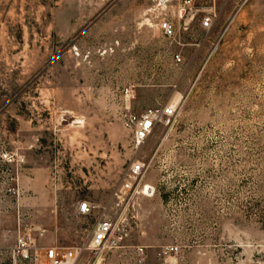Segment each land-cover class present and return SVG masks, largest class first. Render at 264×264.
<instances>
[{
	"label": "rangeland",
	"instance_id": "374dc122",
	"mask_svg": "<svg viewBox=\"0 0 264 264\" xmlns=\"http://www.w3.org/2000/svg\"><path fill=\"white\" fill-rule=\"evenodd\" d=\"M151 4L0 0V154L14 158H0V264L17 222L66 247L102 209L122 246L72 264H264V0H195L181 17ZM166 104L134 146L124 115ZM80 200L90 213L74 212Z\"/></svg>",
	"mask_w": 264,
	"mask_h": 264
},
{
	"label": "built area",
	"instance_id": "2783aa9c",
	"mask_svg": "<svg viewBox=\"0 0 264 264\" xmlns=\"http://www.w3.org/2000/svg\"><path fill=\"white\" fill-rule=\"evenodd\" d=\"M151 1L150 10L172 7L178 16L181 17L183 13H191L195 0ZM211 19V15L206 13L201 16L200 24L202 26H209ZM157 24L163 36L169 37L174 35V25L169 17L160 16ZM173 59L179 61L181 59L180 53L174 52ZM173 111L174 107L171 104H166L161 107L160 111L154 108H147L139 114H125L123 122L131 130V143L134 146L140 145L157 119L160 116H170L173 114ZM0 158L3 161L9 162L14 160L8 152L1 153ZM143 169L144 164L141 161L135 160L129 164L126 176L114 194L118 203L123 199L124 192L131 189L133 182ZM7 190L13 192L14 188L8 187ZM76 209L78 214L85 215L92 211L93 205L87 200H80L76 203ZM121 220L125 221L126 217L122 216ZM20 228L21 231H19ZM125 234L121 229H117L116 221L105 209H102L93 221L88 240L66 247L55 244L41 245L38 242L41 235L40 232L35 236L34 233L17 222V230L10 245L11 264H16V262H23L25 264H72L75 257L86 247L93 250L95 254H99L103 250L122 246L120 245V241L123 240ZM40 250L41 254L39 253ZM136 251L138 254H141L143 252L142 247H137ZM177 251L178 246L176 244L164 245L161 249V253L164 255L175 254Z\"/></svg>",
	"mask_w": 264,
	"mask_h": 264
},
{
	"label": "crops",
	"instance_id": "0c3cea01",
	"mask_svg": "<svg viewBox=\"0 0 264 264\" xmlns=\"http://www.w3.org/2000/svg\"><path fill=\"white\" fill-rule=\"evenodd\" d=\"M74 212L77 213L76 204L74 206ZM78 214V213H77Z\"/></svg>",
	"mask_w": 264,
	"mask_h": 264
}]
</instances>
